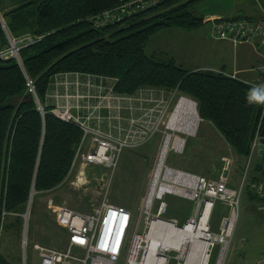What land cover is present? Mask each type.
Returning <instances> with one entry per match:
<instances>
[{"label": "trees", "instance_id": "trees-1", "mask_svg": "<svg viewBox=\"0 0 264 264\" xmlns=\"http://www.w3.org/2000/svg\"><path fill=\"white\" fill-rule=\"evenodd\" d=\"M128 1L0 0V18L12 39L26 34L40 38L19 50V60H0V208L23 213L32 188L49 192L70 170L82 131L52 115L50 108L43 107L42 114L35 99L42 105L48 83L57 74L114 78L112 90L121 96L140 89L187 96L196 102L199 118L209 121L243 159L248 158L255 135L264 137V93L255 86H264V69L258 72L262 84H256L223 71L186 70L173 59L145 54L149 39L160 30L200 27L203 18L195 6L202 0H161L99 29L87 20ZM260 2L264 7V0ZM8 44L0 23V49ZM253 183H264L263 155L253 166L248 186ZM248 195L257 199L250 190ZM216 207L220 209L219 202L211 215ZM20 220L9 217L5 231L18 229ZM0 264L11 263L0 256Z\"/></svg>", "mask_w": 264, "mask_h": 264}, {"label": "built area", "instance_id": "built-area-1", "mask_svg": "<svg viewBox=\"0 0 264 264\" xmlns=\"http://www.w3.org/2000/svg\"><path fill=\"white\" fill-rule=\"evenodd\" d=\"M159 1L161 0H130L99 15L88 17L87 20L94 28H103L122 22L138 11L153 7ZM204 21L212 23V37L216 40L230 41L235 45L264 44V17L255 20L206 18ZM39 39L30 34L23 35L18 39L9 38V46L0 49V60L9 58L19 60V50ZM27 86L29 92L35 96L32 82L28 80ZM255 86L264 93V86ZM124 97L130 98V96ZM181 98L193 103L198 118L197 104L193 100L181 96L170 110L169 105L164 104L155 118L152 117V112H149L140 117L129 119L123 135L117 137L90 127L87 124V119L74 115L71 111L72 107L68 104L56 105L50 110V113L58 119L73 123L82 131L66 177L71 175L76 165L81 168L78 174L80 176L84 174L83 169L87 166L102 167L113 171L123 151L140 148L157 133L162 134V140L147 192L136 216L124 206L109 203L106 200L102 202L99 209L88 214L75 211L64 205L53 206L52 202H49V206L54 209L56 223L64 230L66 248L63 251H58L35 244L34 249L38 251L39 264H120L122 258V264H155L157 261H162L161 264H169L172 258L177 260L176 264H187L188 260L193 259L191 244H185L178 249L166 248L164 250H161L158 245L155 250H151L152 225L160 221L171 223L168 219L162 218L167 211V205L163 202L166 194L177 195L195 203L194 216L187 223L193 224L195 234L198 231L193 241L201 244L200 261L203 260L204 264H209L211 252L217 247L215 264H223L229 249L237 215V205L243 187L240 185V187L234 188L229 185L227 170L230 160L226 158H222L224 164L215 179L166 165L165 161L169 152L180 154L184 151L185 140L181 138L182 142L176 143L175 139L179 136L175 135L176 132L174 133L173 129L168 126ZM35 99L37 109L43 114V106L36 97ZM110 99L117 98L110 97ZM106 107L109 109L108 119H118L117 114H113L115 110L118 111V107L110 104V101L106 103ZM167 130H171L172 133H167ZM260 138L264 137L256 134L253 139L250 154L246 159L247 168L254 160V156H260V151L264 149V146L259 143ZM249 189L259 201L260 210L264 212V183H253ZM156 201H158V205L156 211L153 212ZM217 201L224 203L229 211L222 216L218 230L213 231L208 220ZM205 207H209L210 210L207 224L203 229L197 230L195 225ZM28 214L29 209L23 215L25 225ZM16 215V213L6 211L4 206L0 208V243L7 219ZM142 219L144 230L139 233ZM174 222L172 224L178 227L176 220ZM25 235L24 245L26 244ZM171 250L178 251L179 255L177 257L168 256L166 252ZM76 251H80V253L77 254ZM26 263L24 255L23 264ZM254 264H264V257Z\"/></svg>", "mask_w": 264, "mask_h": 264}, {"label": "rangeland", "instance_id": "rangeland-1", "mask_svg": "<svg viewBox=\"0 0 264 264\" xmlns=\"http://www.w3.org/2000/svg\"><path fill=\"white\" fill-rule=\"evenodd\" d=\"M257 5V0H202L196 4L195 12L198 16L219 13L227 18L239 14L256 16L259 14L255 10ZM2 25H4L3 22ZM211 29L212 25L206 23L191 31L177 28L160 30L149 39L145 47V54L147 56L152 55L156 48L166 50L179 45L188 46L193 40H183L181 36L186 38L200 37L201 35L213 42L214 38L211 36ZM5 35L8 43H10V35L6 33ZM229 49L231 50V47ZM199 51H203V48ZM170 52L167 51L165 53L169 54ZM223 56L225 60L223 64L228 65L232 59L231 54L225 52ZM209 62L212 63L213 61L209 60ZM140 91L142 89L137 93ZM167 92L170 95H174L173 103L177 98L181 97L180 93L176 91ZM184 97L189 98L187 96ZM200 120L199 118L197 121V128L194 134L188 135L180 132L175 133L174 131L175 135L185 140L184 151L180 154L169 152L165 161L166 165L203 175L209 179H215L224 164L222 158L230 160L227 170L229 185L234 188L242 185L243 188L237 205V215L229 249L223 264H254L264 257V212L260 210L259 201L249 197L248 191L250 189H247V187H250L248 183H250V175L253 172L254 160L250 162L247 168L246 159L239 158L218 131L213 134L207 132L205 124L200 123ZM179 129H181L180 126ZM166 132L172 133L171 130ZM161 136L162 134L157 133L140 148L123 151L113 171L102 167L87 166L83 169L84 174L80 176L78 174L81 168L76 165L71 175L65 177L63 182L53 190L35 192L31 198L25 233L23 215L27 212L26 208L23 213L16 215L20 216L21 219L19 228L14 229V231L8 229L4 232L0 243V256L11 264H23V256L25 255L26 264H39L38 251L34 249L35 244L58 251L65 250V233L56 223L54 209L49 206L50 201L53 206L64 205L75 211L88 214L99 209L102 202L106 200L109 203L124 206L136 216L148 189L162 140ZM209 140H213L212 142L218 141V143L212 145L211 151L209 148L203 147L206 145L205 141L209 142ZM203 151V157L197 160L194 152L197 155L202 154ZM200 162L203 163L200 164ZM204 164L206 165L204 166ZM204 171L206 172L204 173ZM163 202L167 205V211L162 218L165 220H176L178 227H182L194 216L195 203L190 200L177 195L166 194ZM219 203L220 209L216 207L212 215L210 214V220H208V224L213 231L218 230L222 216L229 211V208L224 203ZM157 205L158 201L154 203L153 212L156 211ZM16 216H13V218ZM143 230L144 223L142 219L138 232L142 233ZM24 234H26L25 245L23 244L25 241ZM76 252L77 254L80 253V251ZM166 254L170 257H177L179 252L171 250L166 252ZM216 254L217 247L211 252L209 264L216 263ZM122 263L123 258L120 264ZM176 263L177 260L174 258L169 262V264Z\"/></svg>", "mask_w": 264, "mask_h": 264}, {"label": "crops", "instance_id": "crops-1", "mask_svg": "<svg viewBox=\"0 0 264 264\" xmlns=\"http://www.w3.org/2000/svg\"><path fill=\"white\" fill-rule=\"evenodd\" d=\"M257 1L258 5L255 10L259 14L256 16L251 15L245 17L255 18L264 16V7L262 6L260 0ZM238 16L244 15L239 14L234 17ZM201 17L203 18L202 25L206 23H210L212 25L211 22L204 20L206 18H219L224 16L219 13H214L207 16L201 15ZM181 39L193 40H191L188 46H172L173 48L166 50L163 48H156V51L150 56H154L163 61L173 59L177 65L186 70L223 71L227 74L243 78L252 83L262 84L258 72L264 69V44L243 43L235 45L230 41H220L216 39H213V42H210L205 36L201 35L200 37L196 36L186 38L185 36H181ZM229 47H231V50ZM201 48H203V51H199ZM167 51L170 53H165ZM225 52L230 53L232 57L231 61L229 60L230 63L228 65L223 64L225 61L223 59V54ZM197 56L199 57L198 59ZM209 60L213 62L210 63ZM114 83V78L103 76L82 73L57 74L53 76L48 83L47 91L42 101V106L52 109L56 105L68 104L72 107L71 111L74 115L87 119V124L90 127L99 129L104 133L117 137L123 135L124 130L128 126L129 119L140 117L149 112H152L151 115L155 118L164 104H168L170 110L177 101L176 100L173 103L174 95H170L166 90L162 89H142V91L135 93L130 96V98L119 96L112 90ZM110 97H115L117 99H110ZM109 101L110 104L118 107V111L115 110L113 112V114H117L118 119H108L109 109L106 107V103ZM190 103H192L190 100L184 101L183 98L175 110L170 123H174L176 118L177 120L186 118L188 122H190V117H187L191 110ZM180 113H183L181 117H179ZM200 123L205 124V128L209 133L213 134L217 131L209 121L200 120ZM177 129L178 130L176 132L188 135L191 134V132H186L184 130L185 128H181L180 131L178 127ZM212 141L213 140H209V142L205 141L206 145L203 147H207L211 151L212 145L218 143L216 140L215 142ZM203 154L204 151L202 154L197 155L194 152L197 160L202 158ZM258 157V155L254 156L255 163L257 162ZM201 163L203 162H200V164ZM205 165L206 164H204V166ZM205 172L206 171H204V173Z\"/></svg>", "mask_w": 264, "mask_h": 264}, {"label": "bare ground", "instance_id": "bare-ground-1", "mask_svg": "<svg viewBox=\"0 0 264 264\" xmlns=\"http://www.w3.org/2000/svg\"><path fill=\"white\" fill-rule=\"evenodd\" d=\"M183 98L180 99V101ZM180 103V102H179ZM179 104L177 105V107ZM190 112L187 117H190V122L188 123V120L186 118L182 119H175L176 121L174 123L168 124L169 128L173 129V131H177V127L179 126L181 128H185L184 130L186 132L194 133L197 126V114L194 110V105L190 103ZM177 109V108H176ZM183 113L179 114V117L182 116ZM192 114V115H191ZM174 116V115H173ZM172 116V117H173ZM170 118V120L172 119ZM178 122V124H177ZM180 122V124H179ZM174 126H173V125ZM181 129H179L180 131ZM176 143H181L182 139L180 137H177L175 139ZM33 196V195H32ZM31 203V201H30ZM209 207H205L202 214L199 216V220L196 223L195 227L197 230H201L205 227L207 224L208 216H209ZM26 227V225H25ZM198 231L196 232V234ZM195 232L193 229V224L186 223L182 227H176L172 223L169 222H156L152 225L151 232H150V240H151V250H155L156 247L159 245L161 247V250H164L166 248H174L178 249L181 248L183 245L191 244V252L193 254V259L188 260L187 264H204L203 260L200 261V254H201V244L198 242H194L193 239L195 237ZM193 243V244H192ZM162 262V261H161ZM161 262H155V264H161Z\"/></svg>", "mask_w": 264, "mask_h": 264}, {"label": "water", "instance_id": "water-1", "mask_svg": "<svg viewBox=\"0 0 264 264\" xmlns=\"http://www.w3.org/2000/svg\"><path fill=\"white\" fill-rule=\"evenodd\" d=\"M0 23L2 24V20H1V18H0ZM2 28L4 29L5 33L8 34L7 31H6V29H5V26H4V25H2ZM259 143H260L262 146H264V138H260V139H259ZM260 154L264 156V149H262V150L260 151ZM34 193H35V190H34V188H32V189H31V192H30V196H29L28 202H27V205H26V210H27V211H28V209H29L30 201H31L32 195H33ZM169 221H170L171 223H175L174 220H172V219L169 220ZM24 233H25V227H24Z\"/></svg>", "mask_w": 264, "mask_h": 264}]
</instances>
